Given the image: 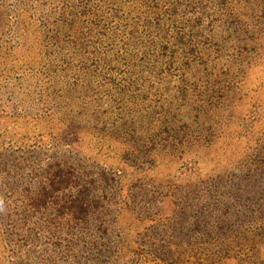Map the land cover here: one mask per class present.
<instances>
[{
	"label": "rangeland",
	"instance_id": "374dc122",
	"mask_svg": "<svg viewBox=\"0 0 264 264\" xmlns=\"http://www.w3.org/2000/svg\"><path fill=\"white\" fill-rule=\"evenodd\" d=\"M230 1L237 19L244 22L238 24L239 37L234 39L247 44L264 41V0ZM59 4L0 0V264H105L102 258L109 264H140L128 261L138 245L162 247L165 240L167 247L201 256L206 246H233L234 241L218 239L216 213L200 214L210 199L200 191L203 184L197 178L246 168L247 157L238 156L241 146L245 150L257 146L258 124L264 122V48L244 47L242 56L251 61L244 67L248 75L241 76L233 90L223 81L214 91L207 88L206 94L213 93V101L221 105L217 122L215 107L206 114L209 103L203 101L204 95L199 97L202 101L195 100L198 89L194 94L188 86V92L177 89V75L159 79L152 87L149 76L155 79V74L135 75L141 84L138 93H146L150 101L161 97V104H170L180 121L166 123L168 148L157 145L151 161L141 166L154 180L165 181L157 187L161 194L140 213L142 203L133 212L126 198L133 184L130 178L119 197L104 189L101 177L106 174L116 185L124 172L128 177L139 172L123 161L114 124L120 105L134 106L133 96L120 93L118 83H133L121 81L116 69V36L99 28L85 41L88 25L78 23L68 30V24L57 21L63 11ZM67 31L75 44L55 38ZM58 43L65 47L63 53L54 51ZM193 74L203 91L206 73ZM191 76L189 71L182 77L181 87L186 88ZM223 94L225 100L220 99ZM255 98L257 104H251ZM256 105L261 107L254 109ZM199 111L207 116H199ZM154 118L150 124L157 122ZM253 120L259 122L251 133L246 131L249 138L238 133L257 122ZM205 239L212 241L204 244ZM257 242L263 253L264 238ZM119 245L130 259H110Z\"/></svg>",
	"mask_w": 264,
	"mask_h": 264
},
{
	"label": "trees",
	"instance_id": "16d2710c",
	"mask_svg": "<svg viewBox=\"0 0 264 264\" xmlns=\"http://www.w3.org/2000/svg\"><path fill=\"white\" fill-rule=\"evenodd\" d=\"M59 1V7L61 6L60 9L63 8V11L57 21L68 24V30L78 23L83 27L87 24L88 32L87 37H84L85 41H90L88 36L92 37L93 31L99 28L106 29L111 36H116L113 40L117 41V48L114 52L116 69L122 76L121 81L128 80L133 83L132 86L118 83L119 92L132 95L134 106L127 108L120 105L119 118L114 124L119 134L121 149L119 152L123 161L129 163L132 168H137L139 172L136 174L138 177L134 173L128 177L127 172L126 174L124 172V176L118 178L116 185H114L116 180L106 174L103 173L101 177L105 184L104 189L119 197H123L122 189L129 184V180L124 182L126 177L130 178L133 184H130L126 198L133 206L131 209L133 212H136L138 205L142 203L138 209L140 213L141 208L147 207L151 200L161 194L157 191L158 185L165 183L163 179L154 180L144 166H141L151 161L150 156L155 153L157 145L162 146L161 150L168 148L165 143L166 138H164L167 137L164 133L169 128L166 123H177L180 121V116L171 111L170 104L162 105L161 97L150 101L146 93H138L141 84L133 79H136L135 75L147 72L155 74V79L149 76L151 87L153 83H159V79H168L171 75H177V89L188 92V86L192 88V93L198 89L197 95H194L195 100L202 101L199 97L203 94V101L209 103L206 106V114L208 115L211 108L215 107V112L212 114L217 122L220 118L218 110L221 105L213 101L214 97H211L213 93L206 94L208 93L207 88L212 86L211 91H214L223 81L230 90H233L234 84L242 81L241 76L248 75L244 72V67L250 65L251 61L247 56H242L244 47L251 44L252 46L261 45L260 47L264 48V41L255 40L254 43L247 44L234 39L239 37L241 27L238 24L244 22L237 19L238 16L231 8L230 0ZM111 26H116L117 29ZM59 36L64 41L76 43L75 38L71 39L72 36L68 31L62 34L59 32L55 38ZM64 49L65 47L58 43L54 51L63 53ZM255 49L257 48H253ZM255 55L258 56V54ZM189 71H191L192 80H189L186 88L181 87L182 80L184 81L182 77H185ZM193 72L206 73V78L201 80L204 81L203 91L199 89L200 82L193 80ZM209 75L215 77L209 79ZM193 94H191L192 97ZM226 98V94L220 97L222 100ZM184 100L185 98H182L179 101L183 103ZM256 100L257 98L251 104H255ZM256 106L253 108L258 109L262 106L264 110L263 101L261 106ZM252 110L253 113L254 110ZM198 114L207 116L201 111ZM156 115L162 116L161 120L158 121ZM154 116L157 122L150 124ZM193 117V120L199 124V120ZM253 121L257 122L248 123L238 130V133L249 138L246 131L251 133L259 122V120ZM237 125L240 128V125ZM237 125L235 123V126ZM258 125H260V130L258 129L255 136L256 140L258 136L260 138L257 146L246 148V150L241 146L242 151L238 155L239 159L242 158L243 153L247 157L248 164L243 171L218 173L215 177L210 176L202 180L197 178L203 184L200 191H205V198L210 199L204 208H200V214L203 215L208 211L216 213L220 218L219 232L221 235L218 239H223L224 243L234 241V245L215 249L206 246L200 252L203 255L201 256L195 252L188 253L181 247H173V249L167 247L165 240L162 247L153 245L143 248L144 245H138V249L134 252L135 255L128 261L140 264L149 262L154 264H225L224 259H228L235 264H264V252L260 251L261 244L257 242L264 238V122ZM158 137L161 139L156 140ZM250 144L249 140L246 146L249 147ZM89 184L94 183L89 182ZM114 223L115 219L112 220V224ZM152 236L153 234L150 235L148 241L153 239ZM209 241L212 240L205 239L203 243ZM122 251L124 249L121 246L114 251L110 259L114 258V261L119 260L120 262L126 258L130 259V256L123 254ZM101 261L105 264L110 263L107 258L106 260L102 258Z\"/></svg>",
	"mask_w": 264,
	"mask_h": 264
},
{
	"label": "clouds",
	"instance_id": "9594fccd",
	"mask_svg": "<svg viewBox=\"0 0 264 264\" xmlns=\"http://www.w3.org/2000/svg\"><path fill=\"white\" fill-rule=\"evenodd\" d=\"M0 207H2V202H0Z\"/></svg>",
	"mask_w": 264,
	"mask_h": 264
}]
</instances>
